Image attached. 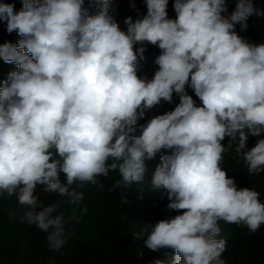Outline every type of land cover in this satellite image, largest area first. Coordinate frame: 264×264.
<instances>
[{"label":"clouds","instance_id":"obj_1","mask_svg":"<svg viewBox=\"0 0 264 264\" xmlns=\"http://www.w3.org/2000/svg\"><path fill=\"white\" fill-rule=\"evenodd\" d=\"M99 2L95 15L85 0H22L19 11L0 3V22L22 37L0 44V60L18 66L0 87V198L15 197L10 216L60 252L88 211L78 189L102 188L98 177L110 173L120 178L109 191L132 189L145 181L147 162L171 150L150 188L182 214L135 235L153 252L174 250V264H227L218 222L250 233L264 225L260 192L240 189L223 167L234 151L250 176L264 173V139L247 147L249 136L264 134V43L236 32L264 10L236 0L226 16V0H174L172 19L169 0H144L146 15L128 17L125 31L114 0ZM147 45L161 50L151 79L139 75ZM174 94V110L140 123ZM47 195L59 198L46 204Z\"/></svg>","mask_w":264,"mask_h":264},{"label":"trees","instance_id":"obj_2","mask_svg":"<svg viewBox=\"0 0 264 264\" xmlns=\"http://www.w3.org/2000/svg\"><path fill=\"white\" fill-rule=\"evenodd\" d=\"M0 3H14L16 11L23 8L22 0H0ZM226 3L228 12L224 15L227 16L235 10L236 0H226ZM254 4L264 10V0H254ZM173 5L174 0H169V18L175 19ZM84 8L89 15H95L100 10V2L85 0ZM146 13L144 0H114L112 14L121 30L126 31L124 21L128 17L135 21ZM247 23L246 30H241V26L236 25L237 34L253 45L264 43V17L253 15ZM21 39L17 32L9 34L6 24L0 22V44H16ZM160 54L158 47L147 45L144 54L146 58L140 61V76H147L149 79L154 76L158 70L155 59ZM15 70H18L17 65L0 60V87L7 81L9 73ZM187 92L199 105L200 101L192 89L187 88ZM179 103V96L174 94L171 103L161 101L153 109L146 110L145 119L140 123H146L154 116L174 110ZM258 139H264V134L260 137L249 136L248 149L254 147ZM171 154V150H162L154 160L148 161L145 181L127 191H109L114 181L120 178L117 173H110L108 178L98 177L102 188L87 184L78 189L85 194L81 207H87L88 211L73 225L75 238L60 252L49 250L46 233L35 226L20 222L18 216H10L11 211L19 210L15 197L0 198V264H174V250L162 249L153 252L143 246V237L138 239L135 235L142 231L144 225L182 214L167 208L169 200L164 190L152 191L150 188L155 169L161 164V156ZM234 157V151L225 156L224 170L230 178L235 179L240 189L248 188L260 192L261 202L264 203V173L250 176L243 160ZM41 198L46 204H51L59 197L47 195ZM218 226L221 228V235L217 239L226 241V250L221 258L226 261L228 259L227 264H264V225L255 233H250L246 227L224 221H219Z\"/></svg>","mask_w":264,"mask_h":264},{"label":"bare ground","instance_id":"obj_3","mask_svg":"<svg viewBox=\"0 0 264 264\" xmlns=\"http://www.w3.org/2000/svg\"><path fill=\"white\" fill-rule=\"evenodd\" d=\"M253 180H254V179H253ZM240 246H241V245H240ZM247 255H248V252H247ZM250 256H251V255H250ZM240 259H241V258H239V260H240ZM244 259H246V258H244ZM229 260H230V259H229ZM227 261H228V259H227ZM230 262H232V261H230ZM230 262H229V263H230ZM233 262H234V261H233ZM233 262H232V263H233ZM234 263H235V262H234Z\"/></svg>","mask_w":264,"mask_h":264}]
</instances>
